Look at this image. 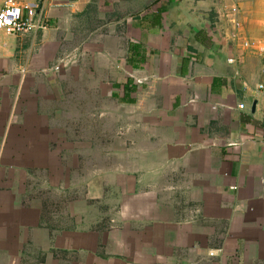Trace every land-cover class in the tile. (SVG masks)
<instances>
[{
    "label": "crops",
    "instance_id": "crops-1",
    "mask_svg": "<svg viewBox=\"0 0 264 264\" xmlns=\"http://www.w3.org/2000/svg\"><path fill=\"white\" fill-rule=\"evenodd\" d=\"M16 1L45 29L0 32V264H264L248 0Z\"/></svg>",
    "mask_w": 264,
    "mask_h": 264
},
{
    "label": "built area",
    "instance_id": "built-area-1",
    "mask_svg": "<svg viewBox=\"0 0 264 264\" xmlns=\"http://www.w3.org/2000/svg\"><path fill=\"white\" fill-rule=\"evenodd\" d=\"M238 14V8L234 7L232 9L231 19V24L234 29L232 39L234 41L242 39L239 33L241 22L237 17ZM38 29H45V25L39 20L35 6L21 5L16 0H0V32L6 33L10 36H20ZM244 46L250 47V43L245 42ZM229 62L233 63L234 60H229ZM55 70L59 71L60 66H57ZM258 89L263 91L264 84H260ZM245 108L246 106L244 104L240 105V109L244 110ZM211 254L215 255L214 253Z\"/></svg>",
    "mask_w": 264,
    "mask_h": 264
},
{
    "label": "rangeland",
    "instance_id": "rangeland-1",
    "mask_svg": "<svg viewBox=\"0 0 264 264\" xmlns=\"http://www.w3.org/2000/svg\"><path fill=\"white\" fill-rule=\"evenodd\" d=\"M247 7L252 11V15L250 16V18H248V20H246V22L243 21V31L244 34L247 38V40L250 42L251 45L260 43L264 46V0H252V1H247L246 2ZM109 109H111L110 107V103L106 104L103 103V105H100V108H96L95 110H99V111H109ZM93 110V111H95ZM98 122V121H97ZM103 127H110L111 125V120L110 118H105L102 122ZM105 153H100L98 152V154L100 156L95 155V151H93V157H96V159H102L103 162L107 157V151L104 150ZM92 153V151H88L87 157H89V155ZM102 168V170H105V168H108L107 165H99L97 166L98 168ZM86 170H88V176H94L95 174V170L96 167L91 165L88 167H85ZM75 180L74 184L75 187L77 188L78 186V176L77 174H75ZM62 186H63V182L60 183L59 187H55V189H53L54 195L58 194V191H62ZM59 195V194H58ZM55 197V196H54ZM56 198V197H55Z\"/></svg>",
    "mask_w": 264,
    "mask_h": 264
},
{
    "label": "water",
    "instance_id": "water-1",
    "mask_svg": "<svg viewBox=\"0 0 264 264\" xmlns=\"http://www.w3.org/2000/svg\"><path fill=\"white\" fill-rule=\"evenodd\" d=\"M252 111L255 112L256 111V103H254L253 107H252Z\"/></svg>",
    "mask_w": 264,
    "mask_h": 264
}]
</instances>
